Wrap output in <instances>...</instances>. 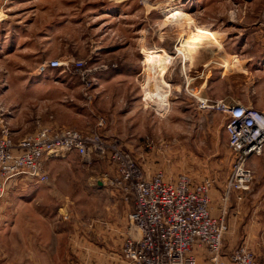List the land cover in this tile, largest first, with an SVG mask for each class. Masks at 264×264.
I'll use <instances>...</instances> for the list:
<instances>
[{"label": "rangeland", "instance_id": "374dc122", "mask_svg": "<svg viewBox=\"0 0 264 264\" xmlns=\"http://www.w3.org/2000/svg\"><path fill=\"white\" fill-rule=\"evenodd\" d=\"M200 27L223 37L187 47L186 59L185 42ZM149 56L155 62L144 66ZM54 60L69 67L40 70ZM190 91L264 110V0H0V137L8 130L19 140L41 127L97 130L127 149L143 175L150 161L166 178L210 180L211 192L225 186L233 162L227 120L199 109ZM58 158L45 161V182L19 177L3 196L22 211L13 245L33 260L25 264H58V208L61 221L78 228L110 215L118 199L97 179L123 195L108 185L114 170L105 160ZM256 205L247 217L263 227V201ZM125 206L133 211L131 198ZM239 246L223 242L225 253Z\"/></svg>", "mask_w": 264, "mask_h": 264}, {"label": "built area", "instance_id": "2783aa9c", "mask_svg": "<svg viewBox=\"0 0 264 264\" xmlns=\"http://www.w3.org/2000/svg\"><path fill=\"white\" fill-rule=\"evenodd\" d=\"M73 66L76 70L83 68L82 62ZM64 67H69L68 61L54 60L40 70ZM189 94L199 109L218 111L227 119L225 133L233 162L219 215L211 213L210 180L194 183L185 174L166 178L162 171L145 176L120 143L97 130L83 133L75 128L41 127L19 140H13L5 130L0 137V199L19 177L45 182L43 166L47 159L76 153L88 164L92 158L105 160L114 170L107 177L108 185L133 201L121 248L128 264H198L200 257L209 264H258L246 246L225 253L223 242L230 196L236 193L241 201L242 195L251 190L254 177L247 163L263 153L264 110L233 100L213 101L197 91ZM104 125L105 121L100 120L99 128Z\"/></svg>", "mask_w": 264, "mask_h": 264}, {"label": "crops", "instance_id": "0c3cea01", "mask_svg": "<svg viewBox=\"0 0 264 264\" xmlns=\"http://www.w3.org/2000/svg\"><path fill=\"white\" fill-rule=\"evenodd\" d=\"M144 100H147L146 95ZM125 150L128 151L127 149ZM70 154L78 156L76 153H67L58 159H63ZM64 160H58L61 166L69 165ZM95 161L98 160H94L93 162ZM150 163L149 161L143 165L146 170V176L156 171ZM247 165L253 172V183L251 190L243 194V201L237 200L236 193L232 194L230 203L228 204L229 209L226 217L228 230L224 235V246L227 250H232L236 245H246L252 251L257 263L264 264V234H261L264 231V226L260 225L257 227L254 225L251 221L252 214L247 217L250 211L253 213L254 210H259L260 207L256 205V201L259 199L263 201L264 206V149L260 156L251 157ZM96 184L97 188L102 189L104 187L106 191H110V195L113 194L112 196L118 199V204H114L108 208L110 215L107 218H96L91 222V225L82 228L62 222L60 213L64 211L58 208V264L75 262H87L88 264H128L121 254V248L126 233L127 216L130 212H127L125 203L130 197H125L108 186H104L98 179L96 180ZM224 187V183H215L210 192V209L214 216L220 214L222 206L221 196ZM8 197L9 195L0 199V264L29 263L33 261L31 257L23 253L20 254L21 252L16 253V247L13 245L15 240L14 226L18 221L22 220V211L19 207L5 205ZM247 200L252 204L254 203V205L249 207L240 204L246 201L243 203L246 205ZM130 207L132 209V203ZM99 221H105L106 223L101 224ZM259 246H261V249H259ZM17 247V249L22 248L23 251V246ZM39 260L41 259L39 258ZM198 263L207 264V261L203 257H200Z\"/></svg>", "mask_w": 264, "mask_h": 264}, {"label": "bare ground", "instance_id": "6f19581e", "mask_svg": "<svg viewBox=\"0 0 264 264\" xmlns=\"http://www.w3.org/2000/svg\"><path fill=\"white\" fill-rule=\"evenodd\" d=\"M223 34L216 32V31H212L207 27H200L197 28L196 30H194L190 35L189 38L187 39V41L185 42V58L188 59V55L186 52V48L189 47L191 49L196 48L199 44L205 42V41H209L211 42L213 45L215 43H220V40L222 39ZM155 56H149L146 58V60H144L143 65H149L150 63L155 62Z\"/></svg>", "mask_w": 264, "mask_h": 264}]
</instances>
